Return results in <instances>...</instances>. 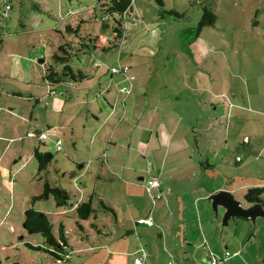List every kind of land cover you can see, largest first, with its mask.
<instances>
[{
	"label": "rangeland",
	"instance_id": "374dc122",
	"mask_svg": "<svg viewBox=\"0 0 264 264\" xmlns=\"http://www.w3.org/2000/svg\"><path fill=\"white\" fill-rule=\"evenodd\" d=\"M105 1L11 0L6 12L0 0V264H56L41 235L23 229L30 208L47 216L55 238L64 226L69 255L58 264H124L133 243L159 249L144 222L163 204L144 186L151 176L172 186V198L186 192L179 202L188 209L198 188L234 189L242 202L248 189L264 188V0H131L119 47L112 46L118 16L103 12ZM204 7L216 21L199 29ZM65 43L69 65L87 79L51 87L43 77L60 68L52 56ZM30 133L48 139L39 144ZM36 148L54 157L42 173ZM46 181L68 193L69 206L56 208L52 197L32 203ZM161 196L168 204L170 195ZM88 201L95 212L79 231L74 208ZM207 201L215 222L208 230L209 220L185 215V233L210 236L198 264H264V220L239 228L240 237L260 231L228 262L235 222L245 221L222 226L223 209L215 213Z\"/></svg>",
	"mask_w": 264,
	"mask_h": 264
},
{
	"label": "trees",
	"instance_id": "16d2710c",
	"mask_svg": "<svg viewBox=\"0 0 264 264\" xmlns=\"http://www.w3.org/2000/svg\"><path fill=\"white\" fill-rule=\"evenodd\" d=\"M11 0L5 1L4 9L6 12L11 10L9 5ZM157 3L162 6V0H157ZM9 7L6 10V7ZM100 7L104 13L111 16H118L114 19V27L112 29L114 34V39L112 46L119 47V44L125 39L124 37V17L131 10V0H106L104 3H100ZM174 12H170L173 14ZM176 16L177 14L174 13ZM179 17V16H177ZM216 17L212 11L206 7L203 8L202 20L199 23V29L202 27L213 26L215 24ZM78 32H73L77 34ZM92 41L96 42V38ZM91 42V40H90ZM70 48L69 43H65L63 46L59 47L58 54L52 56L54 64H59L60 68L57 70L53 67H48L46 73L43 77L45 83L51 87H59L63 83H73L80 84V82L85 81L87 77L82 74L80 71L74 73L73 69L69 65L70 61ZM125 93L126 91H122ZM37 134V133H36ZM41 144V141L39 142ZM34 158L38 162V172L42 173L47 170L48 165L51 160L54 158L50 152H40L37 148L34 151ZM156 180V179H155ZM264 193V188H251L247 191L244 196L245 201L251 203H259L263 206V201L261 200V195ZM160 195V194H158ZM49 197L53 198L56 208H64L69 206V195L66 191L56 187L51 186L47 181L43 184V193L34 197L32 203L38 199H48ZM160 198V197H159ZM158 200V199H157ZM103 205V204H102ZM104 210L111 212L114 217V212L112 209L104 207ZM76 213L75 224L79 228V231L84 230L83 222L89 220L93 213L95 212L92 208L91 201L77 204L74 208ZM95 228V227H94ZM23 229L29 235L39 234L44 240V244L49 247V250H44L56 264L67 260L69 255L68 249L69 244L65 235V228L63 225H60L58 230V239L54 237L52 231V225L49 222L47 216L41 212L35 211L32 208L28 209L25 213V219L23 222ZM96 229V228H95Z\"/></svg>",
	"mask_w": 264,
	"mask_h": 264
},
{
	"label": "crops",
	"instance_id": "0c3cea01",
	"mask_svg": "<svg viewBox=\"0 0 264 264\" xmlns=\"http://www.w3.org/2000/svg\"><path fill=\"white\" fill-rule=\"evenodd\" d=\"M124 81H127V80L125 79ZM113 109H114V105L111 106L112 111H113ZM92 116L95 118L94 115H92ZM58 140H56V141H58ZM147 141H148V137H147ZM105 165L107 166V169L110 170V164L107 162ZM81 168H83V165H81ZM102 168H103V166H100V169H102ZM153 168L154 167L152 166L151 170H153ZM111 175L116 179L118 178V180L121 182H125L124 180H130L129 179L130 176H128L126 173L118 174V175H123L120 177H118V175L115 173H113ZM159 176H161V175H159ZM159 176H158V179L156 177H153V176L148 178L147 182L152 180V179H156L158 181V187L151 188L150 190L154 191L155 195L164 194L165 197L170 195V201L168 202V204H165L163 201L164 200L163 197L160 195V198L158 200L157 199L156 200L161 202V203L163 202V204H161L158 207L156 206L155 209L153 211H151L149 213L148 217L144 220V222H146V221L152 222V225H149V223H147L145 225L149 228H154L156 230V233L158 234L157 237L160 240V244H158L159 249L156 248V244H154V243L151 244L149 247H146L145 250H143V247L137 249L140 246L139 243H137V244L133 243V245L131 244V246H133L132 247V249H133L132 253H128V252L124 253L122 251L124 257L126 256L130 259V261H128V262L124 261V264H129V263L132 264V262L134 261L133 259L141 257L140 254L144 255V256L142 255L143 260H142L141 264H149L150 259H154L156 264H170V261H169L170 259H171V261H174V262L177 259L176 264H192V263L198 264V261H197L198 256H200V254H201V256H204L203 247H205V249H206V246H207L206 241L208 238H210V236L207 235L208 237H206V235L203 234V231H200V230H199L200 232H198L197 235L191 234L189 236L188 232L185 233V230L189 229L187 226L188 222L185 218V215L190 210V211H194L196 213L195 219L200 220L201 217H204L205 220H209L208 223H205V227L208 230V228L210 227V224L214 225L215 222H214V220H212V218L208 212L209 202L207 201V196L209 198L211 196V194L216 193L220 189L209 191L205 195H203L201 192L202 190L198 188L196 191H194L195 195L191 193L192 196H195V199H192V200H193L194 204H196V207L194 208V205H193V206H190L188 209L184 206L182 207V204L179 202V200H182V201L185 200L184 196L186 195V192L182 191L183 193L181 192L182 194H180L177 190V191H175L176 194L174 193V196L172 198L171 193H172L173 188H169L171 185H169L168 188H164V186L160 183ZM161 177H160V179H161ZM97 178H99V174L97 175ZM141 181H142V183L144 182L143 178L139 179V182H141ZM145 184H144V186L147 188V184L146 185ZM130 185H132V184L130 183ZM134 187H138V186L136 185ZM139 187L143 189L142 185H140ZM150 190H148V192H150ZM224 190L231 192V193L234 192V189H224ZM192 196L189 198H193ZM243 196H245V194ZM171 199H173L175 205L177 206V207H175L174 210L171 209V207H170ZM153 201H155V200H153ZM173 213H175L176 218L180 222V224L178 226H176L173 222V218H172ZM114 217H116L115 213H114ZM242 220H244V219H242ZM244 221L245 222H235L236 223V225L234 226V227H236V229L234 231L235 239L232 237L233 240H232V242H229L230 243L229 246H230V248H233L234 246H236V249H235L236 251H233V252H231V254H229V252H227L228 247L225 248L226 250L224 251L225 252L224 254H225V257H229V261L227 260L228 262L235 260V259H238L237 257H238V253L240 254V250L246 249L252 240L251 238H253L256 235V232L260 231V229L255 230L256 227H254V228L249 229V232L247 233L246 236L240 237L239 236V228H241V226H243V225L246 226V221L249 222V220H244ZM256 223H257V221H256ZM201 225H203V223H201ZM217 225H219V222H217ZM160 232L162 234H160ZM129 233H132V232H129ZM200 239H202V240L200 241ZM161 240H163V241H161ZM162 243L164 244L165 250L160 251V245ZM115 246L117 247V245H115ZM187 246H191L192 248L190 250H187L186 249ZM143 251H145V253ZM206 252H208L207 249H206ZM208 256L212 257L213 254L209 252ZM113 261L114 260H110V263H113ZM114 264H118V263H114Z\"/></svg>",
	"mask_w": 264,
	"mask_h": 264
},
{
	"label": "water",
	"instance_id": "95a60500",
	"mask_svg": "<svg viewBox=\"0 0 264 264\" xmlns=\"http://www.w3.org/2000/svg\"><path fill=\"white\" fill-rule=\"evenodd\" d=\"M208 200L211 202L213 211L223 209V224L225 226L230 219H244L255 223L258 218L264 220V207L259 203L242 202L234 198L231 192H217Z\"/></svg>",
	"mask_w": 264,
	"mask_h": 264
},
{
	"label": "built area",
	"instance_id": "2783aa9c",
	"mask_svg": "<svg viewBox=\"0 0 264 264\" xmlns=\"http://www.w3.org/2000/svg\"><path fill=\"white\" fill-rule=\"evenodd\" d=\"M5 1H8V0H5ZM9 7L7 6L6 7V10H8ZM115 74H117L119 72V69H113L112 70ZM123 73L126 71V68H123L121 70ZM28 137L29 138H32V137H36L38 138L39 141L41 142H44L46 141L48 138H47V135L46 134H42V133H37V134H28ZM61 141L58 140L55 142V148H56V151L58 150H61ZM158 187V181L155 180V179H152L150 181L147 182V190H150L151 188H156ZM160 195H156L153 200H156V199H159ZM149 223V225H152V222L150 221H146V224ZM144 256V255H143ZM143 256L141 257H138V258H135L134 261H133V264H141L142 263V260H143ZM212 264H216L215 260L212 259Z\"/></svg>",
	"mask_w": 264,
	"mask_h": 264
}]
</instances>
